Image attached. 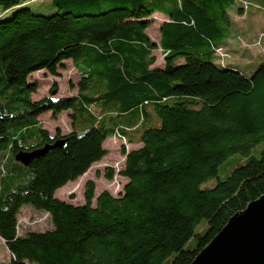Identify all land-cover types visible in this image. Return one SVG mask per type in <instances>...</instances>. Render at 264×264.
I'll return each instance as SVG.
<instances>
[{"label":"trees","instance_id":"trees-1","mask_svg":"<svg viewBox=\"0 0 264 264\" xmlns=\"http://www.w3.org/2000/svg\"><path fill=\"white\" fill-rule=\"evenodd\" d=\"M233 2L53 0L58 10L43 15L27 0H0V237L10 255L0 264H190L264 194V148L252 155L264 141V61L251 76L224 61L230 53L220 52L219 40L230 29L226 5ZM249 3L237 13L246 14ZM155 14L168 19L159 43L147 31ZM159 48L162 68L154 66ZM66 60L80 76L79 93L33 99L39 84L29 77L44 70L59 76ZM57 90L55 84L51 93ZM65 111L72 131L52 135L39 116ZM112 137L142 143L123 147L119 174L128 182L120 194L96 197L91 179L84 204L56 197L69 182L83 181ZM61 138L63 147L27 166L15 159ZM238 153L248 159L202 187ZM105 174L112 180L115 170ZM25 205L48 213L53 227L20 235ZM203 219L208 227L196 234Z\"/></svg>","mask_w":264,"mask_h":264},{"label":"rangeland","instance_id":"rangeland-1","mask_svg":"<svg viewBox=\"0 0 264 264\" xmlns=\"http://www.w3.org/2000/svg\"><path fill=\"white\" fill-rule=\"evenodd\" d=\"M25 1V0H23ZM249 8L246 14H238V10L244 6V0H234L232 4L226 5L230 13L231 26L225 35L219 40L223 44V51L230 53V57H225L224 61L228 65L238 67L244 74L251 76L259 65L264 61V0H247ZM27 6L33 13L51 15L58 8L54 5L53 0H27ZM3 8L0 6V12ZM149 33L156 39L159 38L160 23L163 21L160 15H154L151 19ZM159 43V42H158ZM230 51V52H229ZM157 62L154 66L165 65L164 56L161 48L155 51ZM216 59L220 61V55L216 53ZM59 76H53L48 71H39L29 77L30 81H37L39 89L33 94V99L38 100L44 97L51 96L54 99L75 96L79 93L78 83L80 76L74 67L72 60L64 61L59 67ZM57 84V94L51 93V89ZM71 111H65L57 117L52 115V112L44 113V117H40L43 121L44 128H48L51 134H55L57 130H61L63 134L72 131L74 122L71 118ZM86 127L89 122L83 123ZM36 140H30L26 143V147L33 146ZM108 155L100 162L95 163L87 172V175L80 181L68 183V185L60 188L56 192V197L65 200L75 205L85 203L86 183L88 180H94L96 183L95 195L98 196L100 191L109 190L112 194L118 195V182L121 184L118 176L120 170L125 163L126 157L123 153V147L126 149L132 148L127 146L123 139H111L107 143ZM264 148V141L252 150V155L260 156L261 150ZM248 159L242 154H234L230 156L219 169L218 176L209 179L202 184L203 188L214 187L219 180L225 179L231 171ZM114 167V168H113ZM108 168L115 170V177L112 180L106 178ZM121 188V186H120ZM94 205L96 199H94ZM18 230L20 235H25L29 231H46L53 227L51 218L48 213L37 210L31 205H25L20 210L18 215ZM208 227L206 219L201 220L195 227V233H203ZM197 241V236L194 235L186 244L193 246ZM10 259L9 250L5 241L0 237V263L7 262ZM38 264V263H33Z\"/></svg>","mask_w":264,"mask_h":264},{"label":"water","instance_id":"water-1","mask_svg":"<svg viewBox=\"0 0 264 264\" xmlns=\"http://www.w3.org/2000/svg\"><path fill=\"white\" fill-rule=\"evenodd\" d=\"M65 143L66 139L61 138L33 150H22L15 159L27 166ZM190 264H264V194L236 212Z\"/></svg>","mask_w":264,"mask_h":264},{"label":"crops","instance_id":"crops-1","mask_svg":"<svg viewBox=\"0 0 264 264\" xmlns=\"http://www.w3.org/2000/svg\"><path fill=\"white\" fill-rule=\"evenodd\" d=\"M155 15H160V16L162 17V19H163V21L160 23V26H161V24H162L164 21L168 20V19H167V16H165V15H163V14H155ZM147 31H148V34H149L150 38H151L155 43L160 42V38H161L160 33H159V38L156 39L155 37L151 36V34L149 33V27L147 28ZM159 31H160V28H159ZM155 67L162 68V67H164V65H162V66H155ZM43 115H44V114L40 115L39 118H40V117H44ZM40 120H41V118H40ZM41 121H42V120H41ZM42 122H43V121H42ZM47 129H48V128H47ZM48 130H49V129H48ZM52 135H54V134H52ZM114 138H115V139H118V138H116V137H112V138H109V139H107V140L105 141V143H104V147H105L107 150H108L107 145H106L107 141H108V140H111V139H114ZM126 145L132 147V148L127 149V151L129 152V151H131V150H133V149H137V148L141 147V146H142V143H135V144L132 143V144H131V143H128V142H127ZM107 155H108V154H107ZM107 155H106V156H107ZM106 156H105V157H106ZM105 157H104V158H105ZM125 157H126V155H125ZM104 158H103V159H104ZM103 159H102V160H103ZM125 161H126V160H125ZM124 166H125V163H124L123 166L120 168V171L124 168ZM113 168H114V167H113ZM118 179H120L121 185H125V184L128 182V178L123 177V176H121V175L118 176ZM69 183H71V182H69ZM62 188H63V187H62ZM107 190H108V189H107ZM103 191H104V190H103ZM103 191H100L99 194H100L101 192H103ZM121 191H122V190H120V192H121ZM120 192H119V194H120ZM99 194H98V195H99ZM119 194H118V195H119ZM113 195H114V196H118V195H115V194H113Z\"/></svg>","mask_w":264,"mask_h":264},{"label":"built area","instance_id":"built-area-1","mask_svg":"<svg viewBox=\"0 0 264 264\" xmlns=\"http://www.w3.org/2000/svg\"><path fill=\"white\" fill-rule=\"evenodd\" d=\"M221 52V51H220ZM120 170V168H118ZM118 185H119V189L117 190V194H119L120 190H122L124 188V185H121L119 182H118ZM121 186V188H120ZM20 228V224H18V230Z\"/></svg>","mask_w":264,"mask_h":264}]
</instances>
